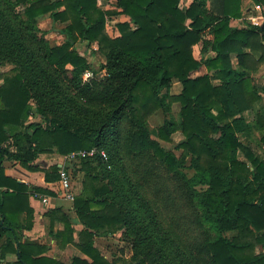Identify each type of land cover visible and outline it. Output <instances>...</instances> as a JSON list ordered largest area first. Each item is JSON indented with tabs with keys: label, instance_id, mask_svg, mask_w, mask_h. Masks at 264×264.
<instances>
[{
	"label": "trees",
	"instance_id": "trees-1",
	"mask_svg": "<svg viewBox=\"0 0 264 264\" xmlns=\"http://www.w3.org/2000/svg\"><path fill=\"white\" fill-rule=\"evenodd\" d=\"M181 3L0 0V65L11 66L0 73V259L16 256L6 264L64 263L46 255L47 245L18 236L34 224L29 197L56 194L5 175L3 160L36 171L42 157L91 148L108 158L64 167L84 173L73 200L77 237L65 208L44 214L59 248L75 245L86 255L70 264H264V158L250 143L264 146V84L255 77L264 66V21L231 25L255 6L264 17V0ZM121 14L129 20L109 34V18ZM46 16L62 25L59 45L39 26ZM93 43L106 59L99 68L80 53L93 56ZM203 66L207 73L194 76ZM87 71L93 76L84 80ZM158 110L164 122L154 129L149 119ZM177 131L180 155L160 141ZM60 170L45 169L46 182L58 181ZM118 234L130 258L110 259L95 243Z\"/></svg>",
	"mask_w": 264,
	"mask_h": 264
},
{
	"label": "crops",
	"instance_id": "crops-1",
	"mask_svg": "<svg viewBox=\"0 0 264 264\" xmlns=\"http://www.w3.org/2000/svg\"><path fill=\"white\" fill-rule=\"evenodd\" d=\"M115 0H113L114 2ZM192 2V0H182V6H188L190 3ZM102 6H104L103 8H109L110 4L108 2H100ZM246 4H249L248 1H246ZM121 18V16H118ZM118 17H113L110 20V23L112 22H117L120 18ZM50 18V17H48ZM264 21V17L261 15L260 13V9L259 7H254L252 11H250L249 13H247L245 16L238 18V19H232L231 21V25L233 27H238L241 28L243 27L246 23H252V24H262ZM41 23V22H40ZM39 23V26H40ZM61 26V25H60ZM42 28V27H40ZM60 33V32H59ZM61 34V33H60ZM62 35V34H61ZM201 44H197L194 46V54L197 58L200 59L201 57ZM211 54V53H210ZM233 62H235V60H233ZM1 66V65H0ZM5 67V66H2ZM264 66H262L263 68ZM3 70H0V73ZM207 73V68L205 66H203L200 70L195 71L194 72V76L197 75H202ZM264 81V70L263 71H259L257 76H260ZM1 83V80H0ZM179 83L181 84L179 81L174 80L173 86ZM264 84V82L262 83ZM172 86V87H173ZM181 90H182V85H181ZM180 90V91H181ZM35 119L33 117L30 118L29 121H34ZM11 141H8L7 144H4L5 147H7L9 145ZM11 151H15L14 147L10 148ZM58 164L59 167L63 168L65 167V165L69 166L71 165L70 160L67 159H58L55 156H51V158H46V157H42L40 159H38L37 161V166L40 168L39 170L33 171V170H28L26 168H24L23 166H21V164L17 161L14 160H8V159H4L2 166L4 168V172L5 175L12 177L16 180H18L19 182H23L27 185H35V186H39V187H44V188H48L49 190H51L52 192H54L56 195L55 196H50V195H45L47 197L50 198V201L48 204L43 203L41 200L37 199L34 197V195L29 197V203L30 206L34 209V224L33 227L30 230H24L21 233L18 234L19 238L21 241L23 242H30V243H40V244H45L48 246V251L46 252V255L50 256V257H54L60 261H62V263L64 264H70V259L72 258V256L78 255L81 257H86V255H84L80 250H78V248L75 245H68L65 248H59L55 241L50 237L49 235V229H50V219L45 216V211L49 208H53V207H63L65 208L70 217L75 220V230H76V237L79 233V231L82 229V224L78 221L76 213L73 209V202L67 200L62 194H61V187H60V183L59 180L55 181V182H46L45 180V173L44 170L48 169L49 167H51L54 164ZM76 179L80 180L82 182V180L84 179V173L82 171H78ZM80 175H82V178L79 179ZM77 180V181H78ZM81 182L80 185L78 187V189L76 190V193H78L80 191L81 188ZM76 183V181H75ZM78 184V182H77ZM75 186L74 185V192H75ZM57 229H62L63 228V224L62 223H58L56 226ZM107 237H98L96 238V245L97 241L102 240V239H106ZM109 239H111L112 237H108ZM5 240V239H4ZM102 252L103 250L101 248H99ZM130 255L132 254V250L129 249L128 251H126L125 256L128 257L129 253ZM104 253V252H103ZM106 257L112 259V258H117L114 256V254H106ZM119 256H121V252H119ZM14 260H16V256L14 254H10L7 256L6 260L4 259H0L1 264H6L7 262H13Z\"/></svg>",
	"mask_w": 264,
	"mask_h": 264
},
{
	"label": "rangeland",
	"instance_id": "rangeland-1",
	"mask_svg": "<svg viewBox=\"0 0 264 264\" xmlns=\"http://www.w3.org/2000/svg\"><path fill=\"white\" fill-rule=\"evenodd\" d=\"M99 6H101L102 8L104 7L101 5L100 2H99ZM110 7H111V4H110ZM105 9H108V8H105ZM119 16H121V18L116 16V17L120 18L118 21L129 20V17L125 14H121ZM48 17L49 16H46L40 21L41 22L40 27H42L41 29L48 31L47 38L50 40V43L52 45H59L65 40V36L61 35L59 33V29L62 27V25L59 22H54L51 18H48ZM110 19H112V18H109V20ZM113 25H115V22L109 23L107 25V32L111 35L113 34V30L115 29ZM92 49L94 50L93 56L89 55V53H85L84 47L80 48V51H81L80 53L82 55H86V57H88V59L93 63L94 67L99 68V65L101 63L105 62V60H106L105 56L99 51L98 45L96 43L92 44ZM10 68H11V66H5V67L0 66V70H3L1 73L9 70ZM263 70H264V67L260 69V71H263ZM255 77H256V79H257L256 81H258V83L262 84L264 82L263 79L261 78V75L260 76L256 75ZM180 90H181V84L176 83L172 87L171 92L173 94H178L181 92ZM179 110H180V104L174 103L173 104V111H174L175 116L178 115ZM33 118L35 120H40V116H37V115L34 116ZM163 122H164V115L159 110L156 113H154L149 119L150 126H151V128H154V129L161 126ZM253 137L258 138L259 133L255 132L253 134ZM241 139L245 143L250 142L243 136H241ZM183 140H184L183 133L181 131H177L172 135L170 141H164V140H160V141H161V145L163 147H165L167 149H172L177 155H180L182 153V150L176 149L175 146L177 144L181 143ZM250 143H252V146H253L255 152H257L259 155H261L264 158V146L262 148H260L256 145L255 142L252 141ZM258 145H259V143H258ZM240 157L243 159V155L241 153H240ZM70 175H71L73 186L76 184V186H75V193H76V190L78 189L81 181L76 179L71 173H70ZM81 178H82V175H80L79 179H81ZM75 181H76V183H75ZM77 182H78V184H77ZM97 244H98L97 245L98 248H101L103 250V252L106 254H114L115 257H117V258L121 257L123 259H127V258L131 257L130 252H127V253H129L128 257L125 256L126 251H128L130 249V245L128 244V242L121 240L120 234H118L115 237H112L111 239H109L107 237L106 239L99 240V241H97ZM260 248L262 251H264V246H262ZM123 250H124V253L122 252ZM119 252H122L121 256H119L120 255Z\"/></svg>",
	"mask_w": 264,
	"mask_h": 264
},
{
	"label": "built area",
	"instance_id": "built-area-1",
	"mask_svg": "<svg viewBox=\"0 0 264 264\" xmlns=\"http://www.w3.org/2000/svg\"><path fill=\"white\" fill-rule=\"evenodd\" d=\"M93 76V73L91 71H87L84 75V80H87L89 77ZM97 154L101 155L104 159H107V153L104 150L99 151L97 148H91L90 150H83V151H78V152H73L69 155H67V159L70 161H75L80 158H85V157H91V156H96ZM59 183L61 187V194L69 201L73 202L74 197H75V192H74V186L72 184V179L70 172L66 168H61L60 170V178H59ZM35 198L41 200L43 203L48 204L50 201V198L41 195V194H35ZM1 264V262H0Z\"/></svg>",
	"mask_w": 264,
	"mask_h": 264
}]
</instances>
